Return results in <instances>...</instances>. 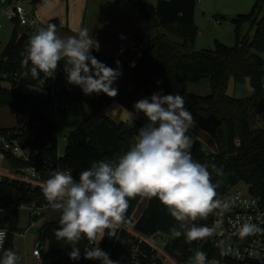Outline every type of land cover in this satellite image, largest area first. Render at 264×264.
Returning <instances> with one entry per match:
<instances>
[{
	"label": "trees",
	"instance_id": "16d2710c",
	"mask_svg": "<svg viewBox=\"0 0 264 264\" xmlns=\"http://www.w3.org/2000/svg\"><path fill=\"white\" fill-rule=\"evenodd\" d=\"M45 1L38 0L40 4ZM120 1L130 3L154 30L150 38L133 37L140 53L134 61V67L130 68L131 82L142 89V98L149 97L157 87L163 94L182 95L194 123L208 132L217 146L218 152L211 153L199 141L193 140L190 151L195 161L208 165L212 181L217 185L218 196L243 184L264 205V0H254L249 13L236 15L232 19L236 34L242 24H248L254 30L250 39L240 40L237 37L233 47L214 41L212 49L199 51L195 49L198 28L194 24L197 0H157L155 4L148 0ZM48 24L57 27V19L50 20ZM22 44L23 38L16 40V29H13L0 57V106L11 107L20 117L30 121H39L34 140L39 150L36 161L40 166L48 165L54 163L56 157L53 133L57 127L45 117L48 102L18 88L20 84L33 86L42 74L33 78L30 73L31 64L28 68L21 66L19 56ZM91 54L109 67L117 61L104 57L96 50H92ZM4 57L7 59L3 60ZM26 72L28 75H24ZM4 73H17L19 81L2 80L1 75ZM202 79L208 81V94L199 96L187 91L188 83ZM245 79L252 89L248 97L234 98L226 93L230 80L242 83ZM158 81L161 83L158 84ZM74 86L73 99H78L84 93L79 86ZM109 101L103 93L97 99L92 98L87 117L65 137L63 157L76 179L93 162H117L134 144L133 139L141 122L111 120L103 111ZM213 166L222 168V173L217 175ZM140 197L128 199L126 216H130ZM0 201L40 204L47 200L37 189L31 190L18 183L1 180ZM60 216L58 211L57 219L44 222L38 229L39 264H101L99 260H86L82 257L86 243L84 237L77 245L81 259H69L71 246L55 237V231L60 227ZM0 221L3 227V218ZM132 221L133 228L141 234L160 230L168 235L163 250L176 264L187 263L197 250L206 252L219 264H230L214 246L213 237L191 243L183 235L173 238L170 229L176 227L179 230L178 222L158 198H147L144 210ZM209 222L210 215L196 221L198 225L206 226ZM127 239L125 232H120L116 239L105 235L99 247L109 254L111 260L126 264L123 257L128 252ZM4 249H12L10 232H7L0 258Z\"/></svg>",
	"mask_w": 264,
	"mask_h": 264
},
{
	"label": "clouds",
	"instance_id": "9594fccd",
	"mask_svg": "<svg viewBox=\"0 0 264 264\" xmlns=\"http://www.w3.org/2000/svg\"><path fill=\"white\" fill-rule=\"evenodd\" d=\"M93 49L98 51L99 43L87 29L75 36L61 37L56 26L48 24L29 38L21 66L28 68L30 63L31 76L37 78L41 72L51 76L64 61L69 84L79 86L85 95L103 93L116 97L118 89L113 85L122 75L120 61L115 62V69L109 67L91 54ZM133 107L135 118L142 113L147 122L139 128L136 142L117 162H93L79 173L78 179L71 169H56L41 184L48 204L61 213L55 237L71 246L68 255L73 261L81 259L77 245L84 237L91 245L84 248V259L119 264L99 244L105 235L115 237L125 222L129 198H158L178 222L179 230L170 229L172 237L183 235L189 243L212 237L221 226L220 221L213 227L198 225L196 221L214 212L223 216L239 200V196L218 199L208 165L192 158V139L187 133L194 118L182 95L158 91L138 100ZM213 169L217 175L222 173V168ZM260 233H264L260 224L245 222L233 235L244 239ZM221 254L228 252L222 250ZM19 259L14 250L4 249L0 264H18ZM194 259L195 264H219L208 261L200 250L195 251Z\"/></svg>",
	"mask_w": 264,
	"mask_h": 264
},
{
	"label": "rangeland",
	"instance_id": "374dc122",
	"mask_svg": "<svg viewBox=\"0 0 264 264\" xmlns=\"http://www.w3.org/2000/svg\"><path fill=\"white\" fill-rule=\"evenodd\" d=\"M155 4L157 0H148ZM254 0H197L194 12V24L198 28L195 39V49H212L214 41H218L228 47H233L236 38L250 39L253 36V29L248 24H242L237 31L232 19L239 14H247L251 11ZM39 5V7H36ZM130 17L126 13L117 10L113 0H46L43 4L32 5L35 16L42 22H49L50 19H58L59 27L57 35L61 37L75 36L82 29H87L89 36H93L102 47L104 56L107 58L116 57L126 63H132L139 55L140 48L132 41L133 36L152 37L154 30L149 26L144 17L140 15L135 8L127 3ZM259 15L261 10L258 9ZM219 21V23H217ZM2 23L5 31L0 30V57L3 49L10 40L13 25L6 20ZM123 37V38H122ZM94 50V49H93ZM123 50V51H121ZM264 58V54H262ZM122 75L114 83L113 87L118 89L116 97H109V103L103 108L104 113L115 122L127 123L130 120L140 121L143 126L147 121L142 113L135 118V109L133 105L142 99V89L131 83V71L125 64H120ZM116 63L112 68H116ZM129 84L130 91L125 90L126 84ZM128 86V87H129ZM20 91L24 93H34L35 89L31 85H18ZM187 91L199 96H205L209 93L207 79L198 82L188 83ZM157 87L152 91L158 92ZM252 92L247 79L242 83H234L230 80L227 84L226 93L234 98L248 97ZM100 95V94H99ZM99 95L93 93L90 95L82 94L78 99H72L68 102L67 108L60 113L49 108L45 114L48 121L56 124V152L62 154L66 144L65 137L69 131L73 130L89 113V105L92 98L97 99ZM121 95H126L123 99ZM149 96V97H150ZM20 124V116L13 111L11 107L0 106V129H10ZM139 130V129H138ZM193 140L199 141L204 149L211 153H217V146L212 136L201 129L197 124H193L187 133ZM138 131L135 134L133 142H136ZM241 189H246L245 185L239 184ZM147 197H140L138 203L132 210L130 218L136 219L144 210ZM3 204V202H1ZM3 214L4 225L13 234L22 233L27 230V236L37 231L41 223L53 221L58 217V210H47L36 220H29L26 211L16 210L6 211ZM30 224V226H28ZM19 244L24 239L16 238ZM168 240V235L164 234L163 242ZM23 247V245H21ZM168 264V263H166Z\"/></svg>",
	"mask_w": 264,
	"mask_h": 264
},
{
	"label": "built area",
	"instance_id": "2783aa9c",
	"mask_svg": "<svg viewBox=\"0 0 264 264\" xmlns=\"http://www.w3.org/2000/svg\"><path fill=\"white\" fill-rule=\"evenodd\" d=\"M38 3V0H0V30L5 31L2 21H9L13 25V29H16V40L23 38L19 56L20 62L23 55H26L29 38L37 33L41 27L48 25L47 22L38 19L31 9L32 5ZM6 59V57L3 58V60ZM1 78L6 82L19 81L17 73H4ZM33 87L35 96L47 101L49 108L57 113L63 112L67 108L68 102L75 92V86L67 82L64 61L59 63L57 70L51 76L42 72ZM38 126L39 121H30L28 118L20 117V124L17 127L0 131V181L15 182L31 190L37 189L42 192L41 184L49 178L52 171L69 169L63 153L56 152L54 163L42 164L41 166L37 163L39 150L34 145V140ZM53 138L55 141L57 140L56 132L53 133ZM235 196H239V200L236 201L230 211L225 212L223 216H218L215 212L210 214L208 227H213L217 221L221 222L217 234L212 236L214 246L221 252L222 250L228 252L227 255L223 256L230 264H264V233L244 239L233 235L236 228L245 222L258 223L264 228V223H262L264 222V205L258 197L252 196L247 189L243 190L238 185L232 187L227 194L217 196V198L225 199ZM4 210L12 212L24 210L31 218H35L43 214L44 211L55 209L47 201L40 204L16 201H8L2 204L0 201V214ZM7 232L0 226V253ZM120 232H125L128 237V252L123 257L126 264H162L168 260L169 257L163 250L165 242H163L164 233L162 231L156 230L150 234H141L133 228V221L130 216H126L125 222L112 239H116ZM87 247H91V245L86 239L84 248ZM84 248L82 257L84 256ZM253 252L256 255H252ZM39 254L40 243L36 241L32 255L39 258ZM206 256L208 261H214L207 253ZM181 264H195L194 256L187 263Z\"/></svg>",
	"mask_w": 264,
	"mask_h": 264
},
{
	"label": "crops",
	"instance_id": "0c3cea01",
	"mask_svg": "<svg viewBox=\"0 0 264 264\" xmlns=\"http://www.w3.org/2000/svg\"><path fill=\"white\" fill-rule=\"evenodd\" d=\"M113 2H115V4H116V8H117V10H119V11H121V12H128V15L127 16H131L130 15V13H129V10H127L128 9V7H127V3L128 2H126V1H120V0H113ZM41 5V4H40ZM36 7H39V5H37ZM56 19V18H55ZM50 20H52V19H50ZM49 20V21H50ZM57 22H58V26L56 27V32H57V29H58V27H59V21H58V19H57ZM77 35V34H76ZM136 36V35H135ZM134 37V36H133ZM132 41H133V39H132ZM134 43V42H133ZM100 46V45H99ZM94 50H96V49H94ZM97 51V50H96ZM97 52H99V53H101L103 56H104V51H103V49H102V47L100 46V48H99V50L97 51ZM139 53H140V51H139ZM104 57H106V56H104ZM107 58V57H106ZM137 58V57H136ZM108 59H115V60H119L120 61V64H125L126 65V67H128V69L131 71V65L134 63V61L132 62V63H126L125 61H122L121 59H117L116 57H114L113 56V58H108ZM130 81H131V79H130ZM132 83V82H131ZM129 84L130 83H128V84H126V86H125V90L127 91V92H129L130 91V86H129ZM129 86V87H128ZM122 97H123V99H126L127 97H126V95H121ZM73 99V97L70 99V101ZM6 211H9V210H4V211H2L1 212V214H0V218L2 219V218H6L5 216L3 217V214H6L7 212ZM27 213V212H26ZM42 215V214H41ZM40 215V216H41ZM27 216H28V218H29V220H36L38 217H40V216H37V217H35V218H31L30 216H29V214L27 213ZM139 217V216H138ZM137 217V218H138ZM136 218V219H137ZM135 220V219H134ZM5 222V221H4ZM43 223H41L40 225H39V227L42 225ZM28 226H30V224L28 225ZM39 227L37 228V231L35 232V233H33V234H30L29 236H27V230H25L24 232H22V233H16V234H13V233H11L10 231H9V229H7L6 228V226L4 225L3 226V228L4 229H6L8 232H10L11 233V246H12V250H14L17 254H18V256L20 257V259H19V261H18V264H39V258H37V257H35V256H33L32 255V250L34 249V244H35V242L37 241V233H38V229H39ZM14 236H16V238H21V239H24V241L22 242V243H20L19 244V242L18 241H15L14 240ZM21 245H23V247H21ZM166 263H168V264H176L174 261H172L170 258H168V260H166L165 262H163L162 264H166ZM119 264H121V263H119Z\"/></svg>",
	"mask_w": 264,
	"mask_h": 264
}]
</instances>
